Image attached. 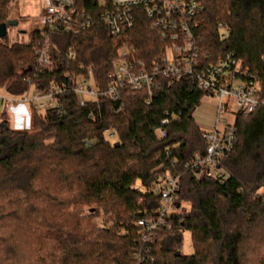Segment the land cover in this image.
Listing matches in <instances>:
<instances>
[{"label":"trees","instance_id":"obj_1","mask_svg":"<svg viewBox=\"0 0 264 264\" xmlns=\"http://www.w3.org/2000/svg\"><path fill=\"white\" fill-rule=\"evenodd\" d=\"M10 1L0 0V22L9 19ZM203 2V50L212 59L230 51L242 59L264 100V0ZM80 4L95 24L77 35L51 32L53 71H38L33 45L0 39V88L14 96L52 81L68 88L58 108L30 106L29 129L12 127L7 112L0 114V264H133L142 247L136 222L160 207L147 188L165 170L181 174L178 202H189L190 210L172 214L157 234L153 264H264V103L236 118L238 141L223 161L229 177L196 179L186 163L206 152L194 112L207 92L182 78L164 80L150 101L146 91L127 87L117 101L100 95L80 105L68 73H81V62L93 65L104 91L121 46L133 45L136 58L147 61L162 50L146 16L113 36L95 1ZM220 23L231 29L226 39ZM172 114L179 118L158 137L155 129ZM100 210L115 214L111 225L92 221ZM186 230L191 254L182 251Z\"/></svg>","mask_w":264,"mask_h":264},{"label":"built area","instance_id":"obj_2","mask_svg":"<svg viewBox=\"0 0 264 264\" xmlns=\"http://www.w3.org/2000/svg\"><path fill=\"white\" fill-rule=\"evenodd\" d=\"M40 1L39 25L31 29L38 31L39 37L34 38L29 32H20V38L12 42L33 45L38 71H53L55 60L51 32L77 35L92 28L96 20L89 10L82 7L81 0ZM93 1L98 6V17L113 36L132 29L140 17L146 16L162 43V50L159 55L147 61L136 58L133 45L121 46L118 57L107 74L108 85L104 91H100L96 84L93 65L81 62V73H68L71 77V88L78 94L80 105H85L88 100L97 99L100 95L117 101L121 97V91L127 87L146 91L149 96L147 101H150L153 91L164 80L173 84L182 78H189L199 89L206 91V95L217 98V111L213 127L203 129L202 136L207 143L205 154L193 157L186 163V168L192 171L196 179L204 176L221 181L227 179L229 173L223 161L230 156L238 141L236 118L238 115H249L264 100L259 99V81L249 73L242 59L231 51L212 59L211 53L203 50L198 18L205 7L203 0ZM218 30L222 39H226L231 29L220 23ZM67 89L64 83L52 81L46 88L33 87L23 95L10 94L11 97L1 98L5 107L15 114L18 106L24 107L26 112L22 118L28 116L30 121L26 106H34L43 111L58 108L59 94ZM178 118L177 114L163 118L161 125L155 129L156 135L166 136V125ZM114 135L115 132H111L110 137ZM147 190L160 198V207L153 215L146 211V216L136 222L142 247L135 250L133 264L154 263L152 244L157 234L169 224L170 216L182 211L185 206L183 202H178L181 190L179 173L165 170Z\"/></svg>","mask_w":264,"mask_h":264},{"label":"rangeland","instance_id":"obj_3","mask_svg":"<svg viewBox=\"0 0 264 264\" xmlns=\"http://www.w3.org/2000/svg\"><path fill=\"white\" fill-rule=\"evenodd\" d=\"M13 2H15L14 5ZM40 7V0H11L7 6L8 16L9 19H18L19 24L17 26H9L8 34L5 36L6 41L12 42L15 39H19V36L21 35L20 32H23L22 29L29 31L33 27L39 25ZM1 97H11V95L5 89L0 88V114H2L4 111L7 112L12 127L19 129H29L30 123L28 116H24L22 118L25 112L19 111V109H17L15 114L10 108L5 107L4 100ZM216 102L217 98L215 96L205 95L200 106H198L195 110L194 120L201 128L210 129L213 127L215 119L213 117V113H209L208 111L209 109L212 110V108H214ZM26 108L29 113V107L26 106ZM232 118L233 117L231 116V119ZM111 140L113 142L116 141V137L113 136ZM137 186L139 185L137 184ZM183 204L185 205L187 211L190 210L189 202L183 201ZM90 213V206H85L83 214L88 217ZM114 215V213H105L104 211L100 210V212H98L96 216L92 218V221H94L98 226H108L112 224ZM193 250L194 248L191 232L186 230L183 233L182 251L185 254H191Z\"/></svg>","mask_w":264,"mask_h":264},{"label":"water","instance_id":"obj_4","mask_svg":"<svg viewBox=\"0 0 264 264\" xmlns=\"http://www.w3.org/2000/svg\"><path fill=\"white\" fill-rule=\"evenodd\" d=\"M19 24L18 19L12 18L5 22H0V39L7 36L9 26H17Z\"/></svg>","mask_w":264,"mask_h":264},{"label":"crops","instance_id":"obj_5","mask_svg":"<svg viewBox=\"0 0 264 264\" xmlns=\"http://www.w3.org/2000/svg\"><path fill=\"white\" fill-rule=\"evenodd\" d=\"M16 109H19V111L26 112V109L24 107H22V106H18ZM216 111H217V104L215 103L214 108H212V110L209 109V111H208L209 113H213L214 119H215V116H216Z\"/></svg>","mask_w":264,"mask_h":264}]
</instances>
